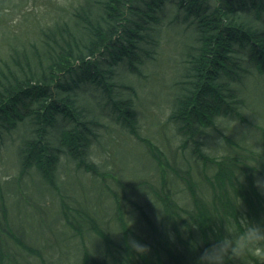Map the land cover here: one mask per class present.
I'll return each instance as SVG.
<instances>
[{
  "label": "trees",
  "instance_id": "trees-1",
  "mask_svg": "<svg viewBox=\"0 0 264 264\" xmlns=\"http://www.w3.org/2000/svg\"><path fill=\"white\" fill-rule=\"evenodd\" d=\"M26 2L0 0V15ZM4 50L0 153L11 144L21 174L35 168L60 194L58 181L72 162L77 171L106 180L108 173L89 157L96 143L106 141L102 129L113 120L158 159L157 186L118 180L120 189L110 191L116 229L108 226L112 218L101 222L82 204H76L79 211L61 209L80 237L92 231L102 239L103 250H88L84 264H197L225 234L226 223L239 231L240 218L264 226V187L257 186V180L264 182V141L255 147L221 128L222 116L250 124L254 115L256 85L264 83V0H64L35 37L15 36ZM151 73L170 80L169 119L182 135L181 148L190 146L203 163L202 169L197 163L178 167L175 175L193 207L181 203L176 185L167 180L162 152L139 131L145 101L138 85ZM256 128L264 135V127ZM211 134L216 150L209 146ZM193 169L203 178H193ZM147 189L162 205L160 216L141 203ZM2 228L0 223V238ZM131 239L149 251H134ZM225 264L264 261L248 254L226 258Z\"/></svg>",
  "mask_w": 264,
  "mask_h": 264
},
{
  "label": "rangeland",
  "instance_id": "rangeland-1",
  "mask_svg": "<svg viewBox=\"0 0 264 264\" xmlns=\"http://www.w3.org/2000/svg\"><path fill=\"white\" fill-rule=\"evenodd\" d=\"M61 3L64 0H27L26 5L16 11H12L13 8L1 11L0 54H4L8 42L15 36L23 39L35 37L40 26L50 22L52 15L60 9ZM147 81H138L139 93L145 101L138 115L139 131L157 146V152H162V164L169 165L165 166L167 180L176 185L181 203L193 207L187 187L181 177L175 175L178 167L187 170L189 163H197L202 169L203 163L195 160L190 146L181 148L184 145L182 135L175 122L169 119L172 110L169 104L172 99L170 80L165 81L166 84L160 80V75L151 73ZM256 86L260 90L253 105L255 112L251 123L236 124L231 117L222 116L226 128L221 126L235 139L255 147L264 141V135L256 128L258 125L264 127V83L259 82ZM109 125L102 129L106 141L96 143L89 157V162L96 163L108 173L106 180L94 177L83 169L77 171L72 162L74 165H68L67 175L58 181L63 194L57 193L52 185L50 187L35 172V168L31 167L26 174H21L14 147L11 144L3 146L0 153V223L6 231L2 228L0 253H5L7 257H0L2 264H84L83 257L88 250H103L102 239L92 231L84 232L80 237L79 229L69 225L61 209L74 207L79 211L76 204H82L83 208L96 213V219L98 217L101 222L107 223L112 218L108 226L116 229L112 217L116 203L110 191L119 188L118 180L125 185L142 181L158 185L159 180L155 177L157 157H153L156 162L144 143L122 129L119 122L113 120ZM221 144H224L223 139ZM209 146L217 149L213 135ZM205 150L210 154L213 152L209 147ZM209 160H213V156ZM65 168L62 166V169ZM193 171V178H203L202 171L201 174L196 169ZM133 176L138 177L132 179ZM155 190L161 194L160 189ZM139 196H143L141 203L148 211L160 216L162 205L155 194L148 190ZM4 214L6 220L3 222ZM86 228L87 225L82 227L83 230Z\"/></svg>",
  "mask_w": 264,
  "mask_h": 264
},
{
  "label": "clouds",
  "instance_id": "clouds-1",
  "mask_svg": "<svg viewBox=\"0 0 264 264\" xmlns=\"http://www.w3.org/2000/svg\"><path fill=\"white\" fill-rule=\"evenodd\" d=\"M257 186L264 187V182L257 180ZM243 231H239L232 222L224 226V235L212 247L206 249L197 264H225L226 258L240 259L252 255L264 261V226L250 223L246 218L239 219ZM129 245L140 254L149 251L147 245L131 239Z\"/></svg>",
  "mask_w": 264,
  "mask_h": 264
}]
</instances>
